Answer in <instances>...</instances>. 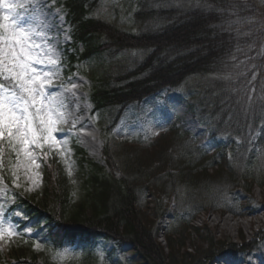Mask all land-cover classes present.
I'll return each instance as SVG.
<instances>
[{
    "label": "trees",
    "instance_id": "16d2710c",
    "mask_svg": "<svg viewBox=\"0 0 264 264\" xmlns=\"http://www.w3.org/2000/svg\"><path fill=\"white\" fill-rule=\"evenodd\" d=\"M55 1L64 8L72 26L75 44L73 54L68 56L72 67L81 63L83 72L87 74L84 61L96 54L110 55V62L105 63L101 71H96L101 72L100 80L94 81L91 92L96 110H120L163 89L178 88L192 76H223L236 63L245 64L251 60L250 64L255 62L258 65V76L254 78L252 87L254 91L257 89L252 98L242 94L238 87L226 93L218 79L207 82L204 89L213 99L210 106L214 110L217 128L225 116L219 114L225 100L229 107L223 112L229 109L235 113L240 107L248 108L247 115H252L250 118H254L256 124L264 121V69H261L264 60L260 58L264 49V0H260L261 7L256 0H189L200 3V6L186 11L153 10L157 16L155 19L151 17V27L139 35L91 18L93 7L99 0ZM146 16L142 11L137 19L141 21ZM137 51L144 53L139 61L116 59L117 55ZM233 117L229 125L231 130L239 128L236 116ZM169 136H173L172 142L163 140L152 145L151 150L146 148L142 151L127 149L106 138L103 155L109 172L90 162L82 166L88 186L78 206L74 204L76 197L62 167L47 162L46 187L42 195L24 199L29 213L52 226L50 237L55 245L63 246L76 238L83 242L107 239L134 248L147 264H208L223 255L226 249L236 255L259 250L258 241L264 242V233L257 234L252 242H244L241 246L215 241L208 235L209 239L205 241L207 248L199 247L194 256L182 254L181 249L186 246V231L194 219L191 217L193 210L222 208L238 214L230 208L229 202V205L222 206L221 202L226 201L210 189L222 191L227 183L231 184L227 187H232L233 192L240 187L249 195L254 184L264 186V171L259 175L256 169L250 170L252 157L243 154V151H248V146L231 151L234 160H228L226 151L219 157L208 158L192 146V137L184 128H175ZM179 147L183 150L181 153L177 152ZM76 150L79 156L85 157L83 150ZM8 151L5 148L6 168L9 167V159L14 161V153L9 157ZM84 157L81 161L85 163ZM213 168L217 170L210 173ZM175 184H178V189L174 188ZM153 186L164 192L165 200L175 203L176 216L183 213L182 204L191 205V210L185 211L179 219V227H183V231L176 232L179 238L174 240L176 233H171L172 229H180L178 226L175 228L173 225L169 231V254L157 242V237L171 206L158 203L155 212L158 221L151 219L144 199L148 188ZM210 198L218 201L209 208L199 205ZM180 208L182 211H178ZM15 248L12 255L18 261L31 258V262L38 264L32 253L30 257L26 249ZM43 264L51 263L46 259Z\"/></svg>",
    "mask_w": 264,
    "mask_h": 264
},
{
    "label": "rangeland",
    "instance_id": "374dc122",
    "mask_svg": "<svg viewBox=\"0 0 264 264\" xmlns=\"http://www.w3.org/2000/svg\"><path fill=\"white\" fill-rule=\"evenodd\" d=\"M256 1L261 7L262 2L260 0ZM7 2L20 5V7L15 9L22 17L19 20V26L29 30L35 43L43 45L42 50L46 54V58H55L59 61L56 66L50 69L51 71L58 69V71H56L52 83L47 87L46 94L58 97V101L63 105L61 111L65 113L66 122H58L57 131L53 133L56 140L60 143V151L63 156L57 153L55 149L50 150L47 144H45L44 149L35 150L38 154L37 163L40 165L38 169H35L39 173L40 181L37 186L33 187L32 181L24 175L23 168L18 171V178L15 179V182L10 171L12 185H9L6 176L0 171V193H2L0 195V206L3 209L2 215L5 221H8L10 217L11 222L17 226L16 231L19 233L13 237H5L0 240V264H33L29 261L31 258L21 259L18 262L17 257L12 255L13 248L11 244L16 245V248L26 249L30 257L32 253L34 260H38V264H42L46 259H50L56 264H145L133 248L125 245L120 246L107 240H98L92 246L81 245L80 241H78L72 247L55 249L51 246L48 238L47 227L43 223H39L36 218L31 219L26 211L16 204L19 198L33 196L44 190L46 183L41 156L42 152L46 151L48 153L47 157L56 156L60 161L68 176L74 197H76L74 204L80 205V198L85 194L88 184L79 162L81 158L77 157L72 143L76 142L86 152L88 160L105 166L102 158L103 144L107 129L110 127L112 112L103 110L94 113L93 104L89 100L92 87L90 77L83 75V73L76 72L67 75V72H65L63 65L64 50L71 44V37L70 27L65 20L63 9L58 7L56 3L51 2V0H7ZM199 6L200 3L189 0H99V3L93 7L91 17L110 22L125 32L139 35L151 27V17L155 19L157 16L153 10L178 9L186 11ZM5 11L6 9L0 7V17ZM142 11L146 13L147 18L139 21L136 15ZM0 23H2V19H0ZM143 56L144 53L139 52L123 53L117 55L116 59L139 61ZM109 58V54H103L91 59L86 63L89 69L88 72L93 75L95 72L92 73V70L102 69L105 63L110 62ZM260 58L264 60V49ZM250 61L245 64L234 61L236 63L235 66L223 76H192L178 90H164L147 98L142 103L131 105L124 112L119 125L114 130L116 139L128 141L130 144L148 143L167 131L174 123H182L194 135L198 145L205 148L210 154L216 153L229 141L230 143L235 142L240 146L241 142L246 140L249 153L245 150L243 154L252 157L250 161L253 162L250 163L252 165L250 170L254 171L256 169L257 173L261 175L264 171V122L259 121L256 124L255 119L250 118L252 115H247L248 108L241 109L240 107L237 111L235 110L237 113H233L229 109L227 112H223L229 107L227 100H225L222 103L223 111L219 112L220 115L225 116L218 123V128H220L218 129L215 124L216 119L213 116L214 110L210 106L213 99L210 97L208 90L204 89L207 82L218 79L221 80L226 93L229 94L238 87L242 94L252 98L257 89L254 91L252 87L254 78L258 76L256 73L258 65L254 62V59L252 61L255 64H250ZM37 67L42 68L39 65ZM261 69H264V61ZM100 73H97V79L100 77ZM213 89L215 88L213 87ZM243 106L245 107L246 104L243 103ZM233 115L236 116L239 123V128L234 130L238 131L229 128L234 118ZM232 137H238L242 141L235 140ZM172 138L173 136H167L158 142L163 140L172 142ZM254 138H260L262 140L261 144ZM246 144V142H243L242 146ZM128 146L130 148L127 149L142 151V149L134 148L138 146ZM183 147L185 146L183 145ZM181 151L183 150L179 147L177 152L181 153ZM231 153L227 154L228 160H234ZM173 156L176 157L175 155ZM236 156L238 155L236 154ZM216 170V168H213L210 173H215ZM161 176L159 175L158 177ZM173 186L178 189V184ZM227 186H231V184L226 183L222 191L217 190V188H211L210 191L214 189L213 192L220 194L223 201H226L221 202L222 206H226L229 202L230 208L238 211V214H227L222 208L216 210L208 209L202 212L195 207L196 209L193 210L191 216L194 217L193 223L187 226L188 228L196 229H188L186 231V248H182V254L186 252L194 256L199 247L207 248L205 241L209 239L208 235L213 236L215 241L240 244L242 236L249 241L253 236L251 232L256 233L258 230H264V210H257L256 204L264 202V187L255 185L248 195L242 192L240 187H237L233 192L232 187ZM149 190L152 197L148 196V193H150L148 192L147 198L144 199V204L147 207L152 209L154 206L151 203L156 202L155 205L164 203L165 207L171 206V211L177 210L175 203L164 199L163 191L154 186L153 188L149 187ZM250 197H253L254 201L250 200ZM182 198L187 199V197ZM182 201L183 199L179 202L181 203ZM217 201L210 198L199 205L202 204L209 208ZM219 205L220 202H218V207ZM181 207L184 210L182 211L180 208L178 211L183 213L191 210V205L188 203L182 204ZM17 211L21 215L13 214ZM183 213H179L176 216L177 219H175L176 221L173 224L175 228L181 224L179 219ZM250 213H253V215H250ZM170 216L174 217L173 215ZM249 220H254L257 223L252 224L248 230L242 228L241 225L237 226L241 221ZM164 222L163 227L165 228L163 229L165 232L162 231L159 235V242L167 248L168 226L172 221L171 219H164ZM4 226L6 227L7 224L5 223ZM179 228L177 230L172 229L171 233L172 231L173 233L183 231V227ZM178 238L177 233L174 234L173 239L176 240ZM28 239L32 240V245L29 244ZM260 244L257 252L241 255L237 258H220L216 262L217 264H264V242ZM11 260L14 262H11Z\"/></svg>",
    "mask_w": 264,
    "mask_h": 264
},
{
    "label": "snow or ice",
    "instance_id": "6c2138e0",
    "mask_svg": "<svg viewBox=\"0 0 264 264\" xmlns=\"http://www.w3.org/2000/svg\"><path fill=\"white\" fill-rule=\"evenodd\" d=\"M0 7L6 9L0 17V167L7 148L9 157L12 153L16 157L15 162L8 161L14 182L23 168L24 175L35 187L40 182L39 173L35 171L40 166L35 150H42L47 144L50 150L55 149L63 156L60 143L53 135L58 122H66L65 113L61 111L63 105L56 95L46 94L58 71L50 69L59 61L46 58L43 45L35 43L29 30L19 26L22 17L15 9L20 5L0 0ZM2 213L0 206V240L18 235L17 226L10 217L5 221ZM13 214L21 215L18 211Z\"/></svg>",
    "mask_w": 264,
    "mask_h": 264
},
{
    "label": "bare ground",
    "instance_id": "6f19581e",
    "mask_svg": "<svg viewBox=\"0 0 264 264\" xmlns=\"http://www.w3.org/2000/svg\"><path fill=\"white\" fill-rule=\"evenodd\" d=\"M255 223H257L256 221H251V220H249V221H241L240 223H238L237 224V226H240L241 225V227L242 228H244V229H250V226L252 225V224H255ZM167 243L169 244V240H167ZM167 244V245H168ZM160 245L161 246H163L161 243H160Z\"/></svg>",
    "mask_w": 264,
    "mask_h": 264
}]
</instances>
